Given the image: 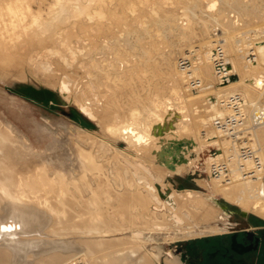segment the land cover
Listing matches in <instances>:
<instances>
[{
  "label": "bare ground",
  "instance_id": "6f19581e",
  "mask_svg": "<svg viewBox=\"0 0 264 264\" xmlns=\"http://www.w3.org/2000/svg\"><path fill=\"white\" fill-rule=\"evenodd\" d=\"M57 1L54 5L58 4ZM204 1L210 16L208 24L222 27L221 32L215 33L217 39H210L209 30L194 39L191 33L194 23L184 14V19L179 20L176 25L178 33L175 35V43L171 42L172 44L167 43L163 31L164 26L173 28V24H176L173 21L177 18L165 13L163 16L162 3H157L155 7L148 0H85L84 7L79 5L80 14L88 22L85 28L79 26L86 29L84 41L78 39L81 30H76L77 34L80 33L75 34L76 39L84 42L86 52L79 48L85 53L81 56L83 63H80L76 74V71L72 73L75 75L73 79L78 78L79 83L82 80L83 82L78 88L73 83V91L69 89L66 94L69 92L74 95L78 105L91 118L98 120L109 134L108 137L115 142L123 140L127 143L128 149L125 151L129 156H134L135 161L134 158L131 161L129 157L121 159L122 155L117 153L111 156L105 146L106 141L96 140L95 135L92 137L95 141L93 143L89 138L91 134L86 133V139L92 141L88 142L91 143L89 146L94 144L91 147L95 148V143L99 141V147L95 149L96 153L93 148V152L79 151V155L80 152L85 155L89 170L75 183L63 178L57 181L39 173L27 172L26 175L17 166L8 164L4 158L0 159V264H182L180 255L169 253V256L164 257L160 243L152 247L148 244H153L151 241L156 240L155 235L162 233H167L168 243L201 234L208 236L222 233L223 229L218 221L220 217L227 218L230 213L212 194H218L236 204L245 214L252 213L264 218V167L257 170L252 179L240 177L231 183H221L210 175V180L198 179V185L204 190L178 189L173 187L174 180H168L164 187L161 186L165 176L163 169H167L169 174L179 175L188 169L195 170L198 162L204 159L209 173L215 156L207 152H210L211 147L221 150L225 146V142L221 143L219 139L222 135L212 126V121L225 116L227 110L222 108L221 101L227 100L234 93L244 96L245 110L249 115L248 134L250 140L254 141L253 145L259 149L264 164V0L260 11L256 8V13L254 8L251 10L248 3L250 0H229L224 8L220 7V0ZM26 4L24 0H0L1 33L8 26L4 21L6 18L15 27V22L20 17L22 20L23 17H29V25H39V32H43V25H50L47 20H51V17L46 19L43 16L45 19L40 20V12L33 13ZM133 7L132 14L127 18L128 22L126 19L122 20L123 15L127 17L124 11ZM228 9L238 14L235 20L227 17ZM25 10H31L32 14H26ZM119 11L120 17L118 15L114 19L113 16ZM111 14L114 19L111 20L118 22L114 25L115 22L111 21L109 26L107 21ZM57 15L61 17L58 13ZM81 18L78 19L83 20ZM28 27L24 30H30ZM38 27H35L36 30ZM68 27L72 28L69 25ZM22 30L18 29L17 32ZM23 34L22 36L25 35ZM83 35L81 34L82 37ZM65 37L63 39L68 38ZM197 40L201 43L203 41V49L192 44ZM218 43L223 44L231 62V72L236 76V79H231L225 85H220L214 74V50ZM66 45L69 46L68 41ZM78 45L80 44L74 47ZM189 45L190 51H195V57L190 55L192 53L185 54ZM66 47L63 48L69 51L65 52L61 48L60 52L70 56V48ZM69 47L72 48L71 44ZM245 47L249 49L247 56L253 52L255 59L243 57ZM2 50L0 49V54L3 53ZM60 52L57 50V53L61 54ZM65 53L62 54L63 58ZM179 53L193 61L196 75L203 81L201 88L194 89L189 85L186 87L187 75L178 67ZM8 55L6 53V58ZM22 55L18 57L22 58ZM11 56L14 57L13 54ZM69 56L66 55L65 58ZM13 59L10 58L12 61ZM12 61L6 60L10 63ZM122 95L125 98H121ZM87 132L91 133L90 130ZM1 134L3 131L0 129V136ZM12 137L15 138L13 135ZM80 137L84 140L83 135ZM148 150L153 151L159 159L157 161H160L156 167L157 172L149 169L150 165L148 167V163H145L147 160H144L146 158L141 159L140 155L147 152L150 154ZM137 158L144 160L143 163L140 164ZM89 174L98 181L95 187L91 183L93 179L88 177ZM153 205L156 211L152 209ZM127 206L137 211L129 212V208L126 213L123 209ZM164 209L169 213L164 212Z\"/></svg>",
  "mask_w": 264,
  "mask_h": 264
},
{
  "label": "rangeland",
  "instance_id": "374dc122",
  "mask_svg": "<svg viewBox=\"0 0 264 264\" xmlns=\"http://www.w3.org/2000/svg\"><path fill=\"white\" fill-rule=\"evenodd\" d=\"M58 1H57L58 4H56L58 6L57 7L56 5H54L56 3V0H27V1L24 0V2L27 3L26 5L31 7V10L33 13L34 12H40L41 13V14L38 13L40 18H41L40 20L45 19V18L50 19V17L52 18L49 21L47 20V22H49L51 26L49 24L43 25L44 27L42 26L41 31H43V32H39L40 31L39 30L40 28L38 27L39 25L38 26L36 25L34 27L33 26L31 27L29 25V20H31V18L29 19V17H26V19L23 17V20H22V17H20L19 21H17V22H19V23L21 22L20 23L21 25L19 23L15 22V27L10 24V20H7V18H6L7 21L4 20L6 23H8V26H6V29L9 28L11 30L5 29L3 31V33L0 32V36H1L0 37V49H3L2 50L3 53L0 54V59H1L0 60V127H1L0 129L3 131V134H1V136H0V159L4 158L8 164H13L14 166H17V168L22 170L24 173H26V175H27V172L36 173V174L39 173V174L48 175L51 178H55V179H57V181H60L61 180L60 178H63V180L66 179L70 183L72 181H73V183H75L76 180L80 179L79 178L80 176L83 177L86 174V172H88V170H89V168H88L89 165L86 162V159H84L85 155H83V153L87 152V150L93 152V150L91 148H93L94 150L95 149L97 150L99 147L98 142L100 140H102L103 142L106 141L104 143H105V146L108 147V149H109L108 152H110L111 156H113L114 153H117V154L122 155V156H120L121 159L123 157L124 158L129 157L131 161H133V158L135 161V157L129 156L127 151H125L128 149L127 143L123 142V140H118L115 142V140L113 138H110V136L108 137L107 135H109V134L98 123V120H94L93 118H91L88 114H86V112L83 110V108L78 105V102H76L74 95L72 93L69 94V92L67 93L68 95L66 94L67 90L71 89L74 84L78 88L79 85L82 84V82H83V80H82L79 83L77 80H80V79H78V78L73 79V78H75V75H73L72 72L76 71L75 72V74H76L77 69L81 65L80 63H83L81 56L85 53L84 52L82 53V50H79V48L83 49V50L85 49L84 42L82 43V41H84L83 39H85V36H86V32H85L86 29L84 30V28H85V26H87L88 22H87L86 18L83 17L84 15L80 14V12H81L80 6L84 7V1L85 0L84 1L83 0H81V1L67 0L69 3L66 2V0H61V1L58 0ZM62 1H63V4H62ZM82 1H83V3H82ZM133 1H135V0H133ZM142 1H145V0H142ZM148 1L149 2L152 1V4L153 5L155 4V7H157L156 6L157 3H158V5H160L162 3L164 5V7L162 6V8H161V9H163V10H161L162 11L161 13L163 16L166 14L167 16L171 15V16H175L177 18L173 21V22H176V24L174 23L175 27H174V24H173V28H170L169 25L168 26L166 25L167 27L164 26L163 36H164V38L166 37L167 43H169V44L175 43V40H176L175 35L178 33L177 32L178 29L176 28V25H177V23H179V20L182 21L184 19L183 18L184 16H182L184 14L188 15V17L190 18L189 21H192L194 23L193 28H191V31H193V32L190 31L192 33V35H193L192 37H194V39H198V37L200 35L206 34L208 30L210 32V35H209L210 39L211 40L217 39L218 36H215L214 32L217 33V32L222 31L221 30L222 27L217 28V27H214L213 24H208V20L210 19V16L207 14V11H208L207 10V4L205 3L204 0H166V1L165 0L164 1L163 0H148ZM228 3H229V0H220L219 1L221 8H224V5H228ZM248 3H250V5H251L250 6L251 10H252V8H254L253 10L255 13H256V11H255L256 8H258L257 11H260V9H261L260 6L262 4V0H250ZM148 4H150V3H148ZM62 5L64 7H61ZM244 5L246 6V4H244ZM66 8H67V10H66ZM133 9H134V7L131 9L128 8L127 11L125 10L124 12L127 15V17L125 15H123L122 20L126 19L125 21L128 22L127 18L129 17V15L132 14ZM31 10H25L24 12H26V14H28V13L32 14ZM34 10H36V11H34ZM59 10L61 12H59ZM128 10H131V11H128ZM230 10H232V9L227 10V12H228L227 17L230 18L231 20H235L237 18L238 14L236 12H233ZM68 11H69V14L70 13H72V14L69 15ZM63 12H65V13H63ZM57 13L59 14V16H61L60 18L58 17ZM120 13H121V11H119V13L115 14L114 16H113V14H111L110 18H108L109 21H107L109 26H111L110 24H111L112 20H114L115 18H118L117 17L118 15L120 17ZM122 13H123V11H122ZM137 13H139V11H137ZM20 14H22V13H20ZM180 15H181V17H180ZM80 16L83 18V20L78 19V18H81ZM112 16L114 17V19H112L113 18ZM57 18H58V20H57ZM74 18L77 22L80 21V22H78L79 25L76 24L77 22L74 20ZM69 19H71L72 21H69ZM50 21H52V22H50ZM68 22H69V24H68ZM114 22L115 21H112V23H114ZM117 22H115L114 25H116ZM126 22H124V23H126ZM81 23L85 24V25L82 26ZM124 23H122V24H124ZM17 24H18V26H17ZM74 24H75V26H74ZM68 25L71 26L72 28L68 27ZM28 26H30L32 28L33 32H35L36 35H35V33L32 32L31 28ZM65 26L68 28H66ZM79 26L84 27V28H80ZM26 27H28L31 30V32H30V30H28L30 32V34L27 31V29L24 30V28H26ZM35 27H38V29L36 30ZM74 28H76V29H74ZM78 28H80V29H78ZM18 29L19 30L23 29L24 32L22 30L21 32L19 31V33H18L17 32ZM66 29H68L69 31ZM263 29H264V25H263ZM76 30L77 31L81 30L80 32L82 35L85 33L83 35L84 37H82L81 34H79L80 32H78V34H79L78 35L76 33L77 32ZM7 31H8V33H7ZM36 31L38 32V35H37ZM57 31H59V32L57 33ZM26 32H28V33H26ZM60 32L62 35L60 34ZM65 32H67V34H65ZM164 32H166V33H164ZM70 33H72V35H70ZM75 33L78 35V39H82V41L76 39L77 35ZM22 34L24 36H22ZM62 36L63 37L66 36V37L70 38V40L68 38L63 39ZM73 37H75V38H73ZM6 38H7V40H6ZM72 38H73V42L71 41ZM167 38L170 40L168 41ZM67 41H68V45L70 46V44H71L73 49L69 46L66 47ZM78 41L79 42L81 41V42L78 43ZM6 42H7V44H6ZM197 42H200V43H197ZM15 43L17 45H18V43H20V45L17 46ZM21 43L23 45H21ZM72 43L74 45H76V44H80V45L74 47V45H72ZM81 43H82V45H81ZM202 43H203V41H202ZM202 43L200 40L199 41L197 40V41L193 42L192 44L196 45L195 47H201V49H203ZM5 46H6V48H5ZM61 46L66 47V48H70V52H71L70 56L67 53H65V52H67V50L69 51V49H65ZM81 46L84 48H82ZM190 46L191 45L186 47L185 54H186V52L188 55H189V53H192L193 55L192 54H190V55L192 57L193 56L195 57V55H194L195 51H194V53L191 52L189 49ZM11 47H13V48H11ZM61 48H62V50L64 49L65 52H60ZM57 50H59V52L61 54L57 53ZM247 51H249V49L247 47H245L244 51L242 53L243 57L247 56V53H246ZM36 52H38V53H36ZM43 52H45V53L47 52V54H45ZM78 52L80 53L79 55H78ZM4 53H5V55H6V53H7V55L9 54L8 58H6V56L3 55ZM15 53H17V54H15ZM63 53H65L64 58L62 55ZM73 53H75V54H73ZM11 54H13L16 59L20 58V59H18L19 61L17 60L18 62L16 61L14 63V61L16 59L13 56H11ZM21 54H23L22 58L18 57V55H21ZM33 54H36L38 57L33 55ZM40 54H42V56ZM55 54L60 55L61 57L59 58V56L57 57ZM185 54L179 53L178 58L185 57L184 56ZM66 55L69 57L65 58ZM75 55H76V57H74ZM39 56H41L42 59ZM48 56H50L51 58ZM46 57L49 59L47 60ZM79 57H80V59H78ZM10 58L11 59L14 58L13 61L10 60ZM39 58H40V60H38ZM70 58L75 59V60L73 61ZM2 59H4V61ZM6 60L12 61V62L11 63L6 62ZM63 60H65V61L63 62ZM69 60H71L70 61L71 63L69 62ZM16 63H18V64H16ZM35 63H36V65H34ZM9 64H11V65H9ZM42 64H43V66H42ZM40 65H41V67H40ZM48 65L50 67L52 66L51 69ZM35 66H37L38 68ZM75 66H77V68H75ZM67 67H69V68H67ZM81 70L84 71L83 69H81ZM67 71H68V73H67ZM45 72H47V74ZM42 73H43V75H42ZM71 80H75V81L72 82ZM67 83H69V85ZM65 84L67 85L66 88H65V86H66ZM69 86H70V88H69ZM186 87H189L188 84L186 85ZM64 88H65V90H64ZM75 93H76V91H75ZM161 94H162V92H160V96H161ZM214 94H216V91L214 92ZM121 98H125L124 95H122ZM215 100H216V98H215ZM212 126H213V123H212ZM248 126L249 125H247V127ZM4 130H6V131H4ZM87 130H90L91 133L87 132ZM7 132H9V133H7ZM82 132H83V134H82ZM85 133L92 135V136L88 135L91 140H92V137H94L95 135L97 136V137H94L95 139L97 138L96 140H99L98 142L96 141L97 143H95V148L91 147L94 144L89 146L91 143H88V142L93 141V143H94L95 141L94 140L91 141L89 138L86 139L87 135L85 136L84 135ZM9 135H11V137ZM12 135L15 136V138L12 137ZM80 135H83V137L85 136L84 140L86 139V140H90V141L85 142L86 140L85 141L82 140V138H81L82 136L80 137ZM6 139H7V142H6ZM219 139H220L221 143L225 142V146L223 145V147H226L228 145L227 140H225L222 137H220ZM15 140H16V142H14ZM19 141H22V142H19ZM9 142H11V143H9ZM13 142L15 143V145ZM17 144L19 146H17ZM80 146H82V148ZM24 147H25V150H24ZM113 148H115V150ZM215 148L217 149V147H211L210 152H207V154L209 153L211 155L212 152H214ZM80 149H83V150H80ZM96 150H95V153H96ZM79 151H81L83 153L80 152V155H79ZM111 151H113V153ZM148 151H150V150H148ZM135 152L136 151H134V153ZM147 153H144L145 154V155L143 154L144 156L140 155L141 159L146 158L144 160H147L145 163L146 164L148 163L147 164L148 167L150 165L149 169H151L152 172H153V170L156 171V167L159 164L158 162H160V161H157L159 159L156 156V154L153 153V151L152 152L150 151V154L151 155L153 154V157L149 153L148 154ZM1 154H4V155L6 154V155L4 156ZM81 156L83 157V159H80ZM26 157H28L29 159H26ZM155 157L157 159H155ZM203 157H204V155H203ZM147 158H150V159H147ZM141 159H138L140 164H142L144 161V160L142 161ZM81 160H84V161H81ZM148 160H150V161H148ZM153 160H155L156 162H154ZM85 163H87V164H85ZM133 163H135V162H133ZM38 167H40V168H38ZM35 170H36V172H35ZM162 171L165 174L164 181H163L164 184L162 183V185H161L162 187H164L165 184L168 183V180H171V181L174 180L175 183L173 184V187H176L178 189H184V188L203 189L202 187H200L198 185V183H199L198 179L210 180L208 170L206 169L205 164H204V159H201L198 162L197 168H195V170L194 169H188L179 175L169 174L168 173L169 171L167 169H163ZM167 173H168V175H167ZM82 174H84V175H82ZM90 176H91V174H89L88 177L90 178V180L93 179V180H91L92 181L91 183L95 187L97 185L98 181L96 180V177L93 178ZM87 194H88V192L86 193V195ZM212 195L215 197V199L218 201V203H220V205L230 213L227 218H226V216L224 218L220 217L218 223H219V225L222 226V229L225 230L226 225H227V227H230L229 229H233L236 226V223L240 222L241 216L247 215L243 211H241L240 207H238L236 204L223 199L218 194H212ZM127 207H125L123 210L126 211V210L131 209L129 212L135 210V208H130L129 206H127ZM109 209L110 208H106V210H109ZM152 209L154 211L157 210L155 208V206ZM139 210L140 209L138 208V211ZM135 211H137V209ZM165 211H167V210L164 209V212ZM167 212L169 213V211H167ZM126 213H127V211H126ZM126 213H124V214H126ZM126 215L128 216V214H126ZM251 215H254V214H251ZM129 219L130 218L128 217V220ZM249 221L256 222V219L253 217H250ZM230 225H232V226H230ZM129 231L127 233H129ZM179 231H181V229L178 230V232ZM166 236H167V233L166 234H164V233L156 234L155 235L156 240L151 241V243L152 242H154V243L148 244L149 247H152V246H156V245H158V243H160V245L162 246V249H163L164 257L169 256V253L181 255V253L185 247L190 245L192 242H195L196 240L202 239L204 236H207V235L201 234V235H198L194 238H187L186 240L176 241L173 243H168L166 240ZM208 236H213V235H208ZM163 239L165 242L163 241ZM155 242H157V243H155ZM162 242H164V243H162ZM164 257H163V259H164Z\"/></svg>",
  "mask_w": 264,
  "mask_h": 264
},
{
  "label": "built area",
  "instance_id": "2783aa9c",
  "mask_svg": "<svg viewBox=\"0 0 264 264\" xmlns=\"http://www.w3.org/2000/svg\"><path fill=\"white\" fill-rule=\"evenodd\" d=\"M253 52L249 53V60L255 59ZM214 74L220 85L228 83L235 75L231 73V62L222 43H218L214 50ZM178 67L187 75V84L194 88H201L203 81L197 77L193 61L189 57H181ZM222 108L227 110L225 116L215 118L213 126L227 140V148L216 149L210 165L209 175L221 183H231L236 178L252 179L257 170L264 167L260 151L250 140L247 129L249 115L245 110V99L241 93L231 94L227 100L221 101Z\"/></svg>",
  "mask_w": 264,
  "mask_h": 264
},
{
  "label": "flooded vegetation",
  "instance_id": "af4514ba",
  "mask_svg": "<svg viewBox=\"0 0 264 264\" xmlns=\"http://www.w3.org/2000/svg\"><path fill=\"white\" fill-rule=\"evenodd\" d=\"M225 228L221 235L204 236L185 247L180 255L182 264H264V222L256 231L231 232L230 227L226 225ZM245 232H249L250 235H246ZM235 234H238L239 242L245 243L236 245L237 251L233 249L231 243Z\"/></svg>",
  "mask_w": 264,
  "mask_h": 264
},
{
  "label": "crops",
  "instance_id": "0c3cea01",
  "mask_svg": "<svg viewBox=\"0 0 264 264\" xmlns=\"http://www.w3.org/2000/svg\"><path fill=\"white\" fill-rule=\"evenodd\" d=\"M215 33L216 32H214V35H215ZM251 214L252 213H249L245 216H241L240 222L236 223V226L231 230V232L234 230H251V231L258 230L260 228L262 222H264V218H261L257 215H251ZM250 217L255 218L256 222L249 221ZM219 235H221V234H219ZM215 236H218V235H215Z\"/></svg>",
  "mask_w": 264,
  "mask_h": 264
},
{
  "label": "water",
  "instance_id": "95a60500",
  "mask_svg": "<svg viewBox=\"0 0 264 264\" xmlns=\"http://www.w3.org/2000/svg\"><path fill=\"white\" fill-rule=\"evenodd\" d=\"M232 79H236V76H234ZM256 118H257V117H256ZM259 119H260V118H258L257 120L260 121ZM261 120H262V119H261ZM245 234H246V235H250L249 232H245ZM246 235H245V236H246ZM237 238H238V234H235V235L232 236V239H231L232 247H233V249H234L235 251H237V250H236V245H245V243H243V242H242V243L239 242ZM255 251H257V250L255 249Z\"/></svg>",
  "mask_w": 264,
  "mask_h": 264
}]
</instances>
